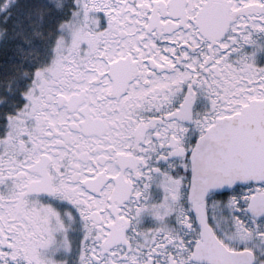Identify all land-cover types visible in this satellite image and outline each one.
Here are the masks:
<instances>
[{"label": "snow or ice", "instance_id": "1", "mask_svg": "<svg viewBox=\"0 0 264 264\" xmlns=\"http://www.w3.org/2000/svg\"><path fill=\"white\" fill-rule=\"evenodd\" d=\"M0 264H264V0H0Z\"/></svg>", "mask_w": 264, "mask_h": 264}]
</instances>
